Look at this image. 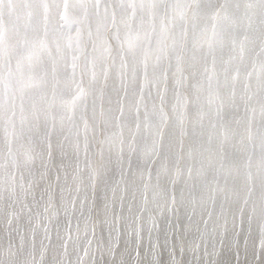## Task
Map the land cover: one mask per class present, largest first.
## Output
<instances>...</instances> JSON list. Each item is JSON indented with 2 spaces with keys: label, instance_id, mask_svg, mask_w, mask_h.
Returning <instances> with one entry per match:
<instances>
[{
  "label": "bare ground",
  "instance_id": "6f19581e",
  "mask_svg": "<svg viewBox=\"0 0 264 264\" xmlns=\"http://www.w3.org/2000/svg\"><path fill=\"white\" fill-rule=\"evenodd\" d=\"M123 2L0 0V264H264V0Z\"/></svg>",
  "mask_w": 264,
  "mask_h": 264
},
{
  "label": "snow or ice",
  "instance_id": "6c2138e0",
  "mask_svg": "<svg viewBox=\"0 0 264 264\" xmlns=\"http://www.w3.org/2000/svg\"><path fill=\"white\" fill-rule=\"evenodd\" d=\"M120 6H124L123 0H119ZM131 6V5H129ZM55 9L56 12V23L60 28H71L72 24L77 23L69 14H68V0H40V9H41V21L43 23L45 32L48 30L49 17L52 9ZM108 8L105 7V13H107ZM84 13L87 15V7H84ZM47 45L42 41L41 49L46 48ZM59 51V47H57ZM264 50V49H262ZM49 55H51L49 53ZM31 58V57H30ZM19 68V65L17 66ZM11 71V70H10ZM251 75V74H249ZM260 76H264V65L261 66Z\"/></svg>",
  "mask_w": 264,
  "mask_h": 264
}]
</instances>
